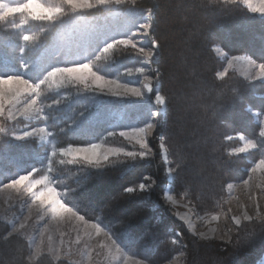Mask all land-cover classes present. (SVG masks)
Segmentation results:
<instances>
[{
	"label": "trees",
	"instance_id": "trees-1",
	"mask_svg": "<svg viewBox=\"0 0 264 264\" xmlns=\"http://www.w3.org/2000/svg\"><path fill=\"white\" fill-rule=\"evenodd\" d=\"M45 3L56 5L60 0ZM83 16L119 25V31L129 35L147 19L148 39L156 41L153 57H141L130 47L121 46L110 53L111 60L102 66L101 74L117 77V70L123 74L124 67H137L147 60L145 75L159 87L166 103L164 113L157 115L156 141L150 156L135 161L123 155L111 157L113 162L105 164L104 170L85 164H60L61 158H55L51 175L59 185L58 191L67 193L65 201L86 220L107 230L123 251L147 264H166L180 254L183 264H257L264 256V218L242 221L229 239L198 237L176 216L165 193L169 190L186 201L197 215L223 213L228 184L247 179L253 165L264 158V147L232 152L241 143L238 134L259 144L261 124L255 111L264 112V80H249L234 70L220 77L218 72L225 61L215 51L219 46L228 55H248L264 63V15L230 0H214L211 4L208 0H135V4L129 0L67 17L58 27L64 28ZM55 31L51 22L26 19L20 14L0 21V74L36 76L52 62L49 46ZM25 32L36 39L25 43L21 39ZM19 47H24L25 53H20ZM21 56L34 62V68L26 71L20 67L17 60ZM56 59L61 63L55 66H63L80 57L60 53ZM133 77L122 75V81L132 82ZM45 97L40 101L42 117L51 111L57 127L44 120L23 121L15 129L10 127L14 122H0L5 128L0 132V178L5 183L15 178L13 174H26L32 167L46 170L45 148L50 155L49 148L36 137L31 138L35 143L25 144L11 135L23 131L25 124L45 125L57 147L101 142L141 150L119 136V131L127 128L100 125L91 126L87 133L71 132L72 120L67 117L85 109L93 113L100 110L110 115L114 125L130 122L140 127L149 107L153 112L147 101L124 105L114 97L87 93L76 85L50 90ZM54 100H61V104L49 109ZM109 132L116 134L109 136ZM160 144L166 146L167 161ZM140 183L147 187L139 189ZM127 187L134 192L125 193ZM10 225L0 218V264H77L66 258L55 259L49 252L31 259L28 238L21 233L9 236Z\"/></svg>",
	"mask_w": 264,
	"mask_h": 264
},
{
	"label": "snow or ice",
	"instance_id": "snow-or-ice-1",
	"mask_svg": "<svg viewBox=\"0 0 264 264\" xmlns=\"http://www.w3.org/2000/svg\"><path fill=\"white\" fill-rule=\"evenodd\" d=\"M128 2L129 0H60L59 4L49 5L45 3V0H23L22 3H5L4 0H0V21L6 20L13 14H20L24 15L26 19L51 22L53 28L56 29L53 33L52 43L49 46L50 51L53 53L52 62L40 69L36 76H28L26 78L24 74H0V122L3 124L14 122L10 125L13 129L23 121L31 120L49 121L51 127H57L51 111H49L48 115L41 116L44 108L41 106L40 101L42 98H46V92L54 88L59 89L63 85H76L82 87L87 93L106 94L116 98L117 103L124 105L138 104L145 101L151 105L152 95H154L156 104L164 105L166 103L165 96L158 90H154L151 83H142L140 87H137L135 82H121L122 75L132 76L135 73L144 76L146 72V67L144 66L124 67L123 74L117 70V78L114 79L109 78V74H101L102 66L111 60L110 53H115L121 46L130 47L141 57H153V48L156 46L155 40L151 42L153 47L150 48L139 46L135 40L141 29L149 27L148 24L139 25L138 29L130 35L119 31V25L107 21L101 23L89 20L86 16L71 21L64 28L58 27V24L62 23L65 18L77 16V14L82 15L97 6L123 5ZM130 2L135 4V0H130ZM243 2L253 13L264 15V0H259L256 6H253L252 0H243ZM21 39L28 43L34 41L36 37L25 32ZM18 51L25 53V48L19 47ZM60 53L78 55L80 59L68 61L63 66H55L61 63L56 59ZM17 63L26 71L34 68V62L27 61L24 56H21ZM249 65L254 69H258L259 76L264 78V63L257 64L256 61L249 59ZM218 75L224 77L226 72H221ZM144 78L146 81L148 80L147 76H144ZM147 93L152 95H147ZM60 104L61 100H54L53 104L48 107L52 109L55 105ZM154 115L149 107L147 116L143 118V127L132 126L130 122L114 125L110 115L102 113L100 110L93 113L85 109L79 115L67 117V119L72 120L73 127L69 128L71 132L87 133L90 131L91 126L100 125L127 128L126 131H120L119 136L129 142L135 141L141 150L138 152L126 151L123 147H108L103 143H85L83 146H74L69 143L67 147H57L53 144L50 155H48L47 148H45L46 170L43 167H32L26 174H13L15 178H9L7 183L4 182L3 178H0V192L16 193V199L22 206H26L27 209L26 215H22L12 222L8 235L12 236L25 229L32 215L35 214L41 220L45 217H51L57 223L76 221L83 225L84 235L89 239L92 238L93 234L97 237L102 234L107 240L111 241L112 245H116V241L112 239L110 233L102 228L100 224L89 223L75 207L70 206L65 201L64 196L67 193L58 191L59 185L56 184L54 177L51 175L55 171L54 159L62 157L59 159L60 164H85L95 170H104L105 164L113 162L110 160L111 157L120 158L123 155L133 161L137 160V158L143 159L149 156L151 152L148 136L156 126L152 119ZM18 117L22 118V120H18ZM139 122L138 119L137 123ZM25 127H27V124H25ZM258 128L259 144L256 140L247 139L245 146L238 149V151L244 152L249 148L264 147V121L261 122V125H258ZM4 131L5 128L0 126V132ZM58 131L63 132V129ZM37 134L40 135L41 140L53 136L45 128L38 130L34 128L32 131L24 130L20 135H17L15 131L11 133L16 141H21L25 144L29 142L35 143V140L31 138ZM115 134V132L108 133L109 136ZM240 139L243 140L245 137L241 136ZM7 142L8 138L5 137L4 143ZM160 147L166 148L165 144H161ZM180 163H182V160ZM41 164H44L43 160ZM257 171L264 172V158L259 159L251 168L252 173ZM169 172L174 175L171 168ZM249 180H244L243 183L248 185ZM138 187L143 190L147 185L140 183ZM228 187L231 188L232 185L229 184ZM124 192L133 193L134 189L127 187ZM166 198L169 201H173V197L170 195ZM249 199L253 200L254 210L259 211L258 198L254 199L250 196ZM185 218L186 216L182 217V219ZM243 218L251 220L252 216L245 211ZM211 219L213 221L218 220L219 214L212 215ZM232 219L235 220L237 225L241 223L238 217L234 216ZM200 235H203V233H200ZM41 237H43V233H41ZM79 240L80 235L78 233L76 241L78 242ZM63 243L64 241L61 239V244ZM43 244L44 241L41 239L36 244L37 251L41 250ZM48 244L49 246L52 245L51 236L48 237ZM104 246L107 247V245Z\"/></svg>",
	"mask_w": 264,
	"mask_h": 264
},
{
	"label": "rangeland",
	"instance_id": "rangeland-1",
	"mask_svg": "<svg viewBox=\"0 0 264 264\" xmlns=\"http://www.w3.org/2000/svg\"><path fill=\"white\" fill-rule=\"evenodd\" d=\"M230 1H238L244 4L243 0H230ZM252 3L253 6H256L258 5L259 0H252ZM49 5H55V4L49 3ZM145 23L148 24L146 18L143 20L141 24H145ZM148 28L141 29L138 34L139 37L136 40L139 46L145 48L153 47L151 41L148 39ZM215 51L217 55L225 61L224 68L220 70L218 74L221 72L227 73L230 70H234L237 71L240 75H242L246 79L264 80V78H261L259 76L258 69H254L249 65V59L254 60L250 56L241 55V54L228 55L219 46H215ZM238 58H247V59H238ZM257 64H259V62H257ZM142 66L146 67L147 70L148 61L144 60L143 64L137 67H142ZM132 76H134L132 82H135V86L140 87L142 83H151L154 90L159 91V87L153 84L152 79L148 75L144 74V76L148 77L147 81L145 80L144 76H141L139 74L134 73ZM109 78L114 79L117 77H109ZM121 82L126 83L122 80ZM53 90H57V89L54 88ZM147 95H152V94L147 93ZM151 102H152L151 105H152L153 113L155 114L152 119L155 125H157V121H156L157 115L159 113L162 114L164 113L165 104L164 105L156 104L154 95L152 97ZM255 115H256V119L261 124V122L264 121V112L255 111ZM31 121L36 122L37 120H31ZM143 126L144 125L140 127ZM34 128L37 130L40 128H45L46 131L50 132L45 125H36L34 127L31 125H27V127L23 128V131L24 130L32 131ZM155 128L156 126L152 129L150 135L148 136L149 148L151 149L150 155L153 154L154 151L153 143L156 141L154 138ZM126 130L127 129L121 131H126ZM23 131H21L17 135L22 134ZM237 136L240 139V137L244 135L238 134ZM35 137L40 141V143L45 144L49 148V151L51 152V148L54 144L51 137H48L45 140H41L39 134H37ZM247 139L248 138L246 137L243 140L240 139L241 140L240 145L237 146L236 148H233L232 152L246 153L249 150H251V148H249L247 151L244 152L238 151V149L243 148L245 146ZM132 142L136 144L135 141ZM105 145H107L108 147H122L117 145H108V144ZM78 146H83V145H78ZM126 151H132V150L126 149ZM161 153L164 161H167L166 149L161 148ZM250 177L251 179L249 180ZM245 180H249L248 185H245L243 183L244 180L240 182L229 183L232 185V187L231 188L228 187L229 195L226 202V210L223 213H214V214H219V219L215 221L211 219V216L214 214H211L209 216H200L195 214L192 208L190 207V205L186 201L175 197L173 194H171V192H169V190L166 191L165 198L168 195L173 197L174 202L169 201L166 198L167 202L173 208L176 216L182 221H184L187 224L190 231L196 236L203 238L229 239L231 232L237 226L240 225V224L237 225L235 223V220L232 219V217L234 216L238 217L242 222L245 220L243 218L244 212L247 211L248 214L252 216V219L264 218V172L257 171L256 173H252L250 169L249 176ZM250 196H252L254 199L258 198V203L260 206L259 211L254 210L253 200L249 199ZM229 209H231V211H229ZM26 214H27L26 206H22L20 202L16 199V193L7 192V191L0 192L1 219L12 224V222L15 221L18 217ZM185 216L186 218L182 219V217ZM89 223H94V222L89 221ZM18 233H21L28 238L32 250L30 255L31 259H35L38 255H40L43 252H49L55 259L66 258L77 264H147L146 262L127 254L125 251L121 249V247L117 243L116 245H112L111 241L107 240L102 234L99 237L93 234L92 238L89 239L87 236L84 235L83 225L79 224L76 221H71V222L63 221L57 223L53 221L51 217H45L43 220H41L37 215L33 214L26 228ZM41 233H43V237H41ZM78 233L80 235V240L77 242L76 237ZM200 233H203V235H200ZM61 234H63V236H61ZM49 236H51L52 238L51 246H49L48 244ZM41 239H43L44 244L42 245L41 250L37 251L36 244L39 243ZM61 239H63L64 241L63 244H61ZM104 245H107V247H105ZM166 264H183V255L180 254L176 256L172 261Z\"/></svg>",
	"mask_w": 264,
	"mask_h": 264
},
{
	"label": "water",
	"instance_id": "water-1",
	"mask_svg": "<svg viewBox=\"0 0 264 264\" xmlns=\"http://www.w3.org/2000/svg\"><path fill=\"white\" fill-rule=\"evenodd\" d=\"M257 264H264V256L262 257V259Z\"/></svg>",
	"mask_w": 264,
	"mask_h": 264
},
{
	"label": "clouds",
	"instance_id": "clouds-1",
	"mask_svg": "<svg viewBox=\"0 0 264 264\" xmlns=\"http://www.w3.org/2000/svg\"><path fill=\"white\" fill-rule=\"evenodd\" d=\"M208 2L211 4V3H213V2H214V0H208Z\"/></svg>",
	"mask_w": 264,
	"mask_h": 264
}]
</instances>
